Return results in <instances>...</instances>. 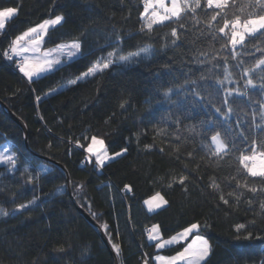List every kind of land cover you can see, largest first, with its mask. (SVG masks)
I'll use <instances>...</instances> for the list:
<instances>
[{
    "label": "trees",
    "instance_id": "16d2710c",
    "mask_svg": "<svg viewBox=\"0 0 264 264\" xmlns=\"http://www.w3.org/2000/svg\"><path fill=\"white\" fill-rule=\"evenodd\" d=\"M6 6H19L20 11L5 32L0 33V54L28 27L63 14L65 22L50 29L45 47L71 40L86 30V36L81 37L83 49L86 53L91 50L92 55L78 58L32 84L0 56V101L25 124L29 145V149L26 148L22 128L0 109V145L13 147L18 169L10 172L9 165H0V207L9 212L8 216H0V264H113L96 231L76 210L63 172L56 164L33 153L65 167L72 179L73 198L92 217V213L97 214L98 219L93 218L98 224L107 223L112 243L120 245V264H142L140 246L148 254L157 253L154 243L146 242L145 227L160 225L162 237L169 238L188 222L195 221L212 225L201 229L213 249L207 264H261L264 261V252L261 251L264 241L233 239L235 223L255 219V227L264 228L258 204L254 205V212L244 202L252 194L245 191L238 209L223 205L217 209L218 194L208 187L210 180L216 179L225 193L231 190L225 182L236 174L240 152L219 162L210 161L202 145L204 136L191 138L184 127L216 118L211 107L198 106L191 110V118L183 120L180 127L182 139L179 142L172 139L168 143L169 137L156 134L158 128H164L168 133L177 131L170 121L159 123L175 112L164 100L163 88L171 87L176 91L185 80L195 79L207 95L203 88L205 81L199 79L202 74H207V70L193 63L196 49L207 48V40L202 38L199 43H193L195 34L189 33L186 39L182 36L179 47L161 50L165 34L176 25L166 22L165 26H154L152 39L140 34L144 0H0V7ZM185 22L191 27L190 19ZM117 35L127 38L125 52L133 50V45L150 43L156 54L151 59L126 67L113 66L106 73L78 86L59 90L42 102L35 100L37 95L43 97L50 89H58V85L66 84L68 79L86 70L88 61L106 55L112 50L109 41ZM257 42L250 39L249 47ZM219 46L215 45L216 48ZM245 59L252 62L250 57ZM214 79L207 83L213 84ZM250 95L259 99V89L250 90ZM179 98L177 95L172 97L173 100ZM122 100L127 101L126 110L119 108ZM146 100L150 103H145ZM233 107L242 118L245 112H250L247 98L237 100ZM112 113L116 114L115 117L105 124L104 120ZM236 118L233 115V122ZM92 135L105 140L110 154L122 147H128L129 151L125 156L106 163L102 172H97L87 162L83 149L75 145V140L80 139L86 147ZM85 136L89 137L88 141ZM236 143L240 150L247 147L239 138ZM146 144L155 147L146 150ZM177 146L180 147V160L172 151ZM160 147L165 148L163 153L159 151ZM188 151H193V157L187 156ZM37 164L50 171L42 175L39 182L26 183L28 173L23 172L24 167L31 170ZM181 174H190L187 192L175 184L169 189L167 185L172 177ZM32 175L36 173L32 172ZM248 181L257 186L260 184L259 178L249 177ZM125 184L131 186V192L122 191ZM120 191L125 193V199ZM156 192L165 195L169 206L147 214L144 201ZM34 197L38 198L35 205L11 214L17 204ZM226 211L228 215H225ZM185 245L183 242L159 253L173 255ZM60 246L65 248L64 252L57 251ZM85 247L88 252L82 256Z\"/></svg>",
    "mask_w": 264,
    "mask_h": 264
},
{
    "label": "snow or ice",
    "instance_id": "6c2138e0",
    "mask_svg": "<svg viewBox=\"0 0 264 264\" xmlns=\"http://www.w3.org/2000/svg\"><path fill=\"white\" fill-rule=\"evenodd\" d=\"M19 11V6L0 7V33L5 32L9 22L18 15ZM140 19L139 33L146 35L149 39L153 38L154 26H165L166 22L176 25L171 28L169 34H165L161 50L166 51L170 46L179 47L182 36L186 39L189 33L195 34L193 43H199L202 38L208 43L207 48H197L193 58L194 64L207 70V74H202L199 78L205 81L203 88L207 95L201 91V85L195 79L185 80L184 85L176 91L171 87L163 88L161 94L164 100L172 105L175 112L170 113L168 118L162 119L159 123L167 124L170 121L176 126L177 131L168 133L164 128H158L156 134L169 137L168 143H171L172 139L177 142L181 141L180 127L183 120L191 118V110L198 106H210L216 118L200 120L198 123L184 127L191 138L204 136L202 145L206 149L205 156L210 161L219 162L237 151L240 152L237 157L236 174L225 182V186L231 190L225 193L216 179H211L209 182L208 187L218 194L217 209L221 205L225 208L238 209L246 191L252 194L244 201L248 209L255 212L254 205L258 204L260 215L264 219V0H144ZM188 19L191 20V27L185 22ZM62 22H65V16L57 14L28 27L10 41L0 56L12 62L22 74V78H26L27 82L32 84L39 79L47 78L51 73L60 71L61 68L68 66L70 62L78 58L85 59L86 55H92L91 50L86 53L83 49L81 37L86 36V30L71 40L55 43L50 48L45 47L48 43L47 38H50V29L58 25L62 26ZM130 36L131 34L129 38ZM250 39L259 42L249 47ZM126 44L127 38L117 35L114 40L109 41L111 51L88 61L86 70L68 79L59 90L68 86H78L82 82L89 81L90 78L106 73L113 66L126 67L144 59H151L156 54L155 47L150 43L133 45L131 46L133 50L125 52ZM216 44L220 45L219 48L215 47ZM257 53L259 56L256 55ZM245 57H250L252 62L249 63ZM229 61L235 63L230 64ZM213 77H215L214 83L209 85L207 81ZM157 79H159V74H157ZM256 89L260 91L259 99L250 95V90ZM59 90L50 89L43 97L37 95L35 100L42 102ZM173 95L181 98L173 100ZM241 98H247L250 109V112L244 113V118L236 113L233 107V104ZM145 103H150V101L146 100ZM126 107L127 101L122 100L119 108L126 110ZM115 115L112 113L104 120V123H110ZM172 115H175L174 120ZM233 115L237 117L235 122L232 120ZM208 133L211 135L208 136ZM237 138L247 147L240 150L236 143ZM84 139L88 141L89 137L85 136ZM75 145L87 153L86 160L94 168H102L107 162L123 157L129 151L128 147H122L119 151L109 155L105 140L96 135L90 137V142L86 147L80 139L75 140ZM153 147L155 145H144L146 150ZM159 151L163 153L165 148L160 147ZM172 151L177 153L176 159L180 160V147L177 146ZM193 155V151H188V157H193ZM0 163L9 165L10 172L18 170L17 157L9 153L7 148L0 149ZM49 171L50 169L39 164L31 170L28 167L23 169L24 173H28L26 179L28 184L39 182L42 175ZM32 172L36 175H32ZM189 177L190 174L173 176L167 187L171 189L175 184L187 192ZM249 177L259 178V186L250 184ZM124 190L131 192L132 188L125 184L122 191ZM37 199L34 197L26 203L17 204L15 211L11 214L15 215L35 205ZM144 203L148 205V210L151 212L166 209L170 202L161 192H156ZM228 214L226 211L225 215ZM8 215V210L0 207V216ZM92 215L98 219L96 213ZM256 223L255 219L247 223H235L233 239L264 241V228L257 229ZM100 227L108 236L113 251L116 255H120V245L112 243L107 223L101 224ZM210 227L212 225L206 221L204 223L188 222L187 226L176 234L163 238L161 226L154 224L148 230L147 239L154 243L157 254H145L142 257V264H207L213 249L206 236L201 234V229ZM189 238H191L190 242L175 254H158L160 250L189 241ZM57 251L64 252L65 248L60 246ZM87 252L88 249L85 247L81 255L86 256ZM261 264H264V261Z\"/></svg>",
    "mask_w": 264,
    "mask_h": 264
},
{
    "label": "water",
    "instance_id": "95a60500",
    "mask_svg": "<svg viewBox=\"0 0 264 264\" xmlns=\"http://www.w3.org/2000/svg\"><path fill=\"white\" fill-rule=\"evenodd\" d=\"M0 109L6 114V116H8L12 121H14L16 124H18L22 128V130H23V132L25 134V145H26V148L29 149V145H28V131L26 129L25 124L22 122V120L16 114H14L11 110H9L8 107L2 101H0ZM33 154L35 156H37L38 158L44 160V161L56 164L59 167V169L63 172V174H64V176L66 178L68 194L71 197V199L73 200L77 210L79 211L80 214H82L91 223V225H93L98 230L103 242L107 246L112 258L114 259L115 264H118V259H117L116 253L113 251L108 239L105 237L103 232L98 228V224L94 221V219L91 218V216L88 213H86L75 202V199L73 198V192H72V179H71L69 173L67 172V170L65 169V167L62 164H59V163H57L56 161H54L52 159H49V158L44 157V156H40V155L35 154V153H33Z\"/></svg>",
    "mask_w": 264,
    "mask_h": 264
},
{
    "label": "bare ground",
    "instance_id": "6f19581e",
    "mask_svg": "<svg viewBox=\"0 0 264 264\" xmlns=\"http://www.w3.org/2000/svg\"><path fill=\"white\" fill-rule=\"evenodd\" d=\"M5 62L9 65V66H12V67H14L15 65L12 63V62H8V61H6L5 60ZM209 82H211V81H209ZM61 86V85H60ZM60 86L58 85L57 86V88H60ZM65 88H67V87H65ZM65 88H63V89H65ZM86 154V156H87V153H85ZM108 163V162H107ZM95 170L97 171V172H102V170H103V167L102 168H95ZM120 194H121V196L125 199V193L124 192H122V191H120ZM75 202L78 204V206H80V204L75 200ZM125 202H126V204H127V201L125 200ZM73 204H74V202H73ZM74 206H75V204H74ZM81 207V206H80ZM75 208H76V206H75ZM82 208V207H81ZM83 209V208H82ZM76 210H77V208H76ZM84 210V209H83ZM162 210V209H161ZM161 210H157L156 212H158V211H161ZM78 211V210H77ZM85 211V210H84ZM144 211L147 213V214H152L149 210H148V207H145V203H144ZM86 212V211H85ZM78 213H79V211H78ZM86 213H88V212H86ZM80 214V213H79ZM89 214V213H88ZM82 215V214H81ZM90 215V214H89ZM83 216V215H82ZM91 216V215H90ZM84 217V216H83ZM85 218V217H84ZM91 218L92 219H94L92 216H91ZM86 219V218H85ZM86 221L91 225V223L86 219ZM94 221L96 222V220L94 219ZM97 224H98V222H96ZM92 226V228L96 231V233L98 234V236L100 237V239H101V241L103 242V240H102V238H101V236H100V234H99V232H98V230L93 226V225H91ZM152 227V226H151ZM150 226H147V227H145L144 229H143V232H144V234H145V236H146V242L147 243H149V244H152L148 239H147V236H148V230L151 228ZM98 228L103 232V234L105 235V231L103 230V229H101V227H100V224H98ZM105 237L107 238V235H105ZM207 238V237H206ZM108 239V238H107ZM208 239V238H207ZM209 240V239H208ZM108 241H109V239H108ZM210 241V240H209ZM104 243V242H103ZM104 245H105V243H104ZM111 245V244H110ZM105 247H106V249L108 250V248H107V246L105 245ZM261 251H263L264 252V245L261 247ZM108 252H109V250H108ZM140 252H141V255L142 256H144L145 254H148L147 252H146V250H145V248L143 247V246H140ZM109 254H110V252H109ZM111 255V254H110ZM152 255H155V253L154 254H152ZM117 256V259H118V264H120V261H119V258H118V255H116ZM111 258H112V256H111ZM209 259V258H208ZM112 261H113V264H115V262H114V259L112 258Z\"/></svg>",
    "mask_w": 264,
    "mask_h": 264
},
{
    "label": "rangeland",
    "instance_id": "374dc122",
    "mask_svg": "<svg viewBox=\"0 0 264 264\" xmlns=\"http://www.w3.org/2000/svg\"><path fill=\"white\" fill-rule=\"evenodd\" d=\"M228 86H230V85H228ZM60 88H58V90H59ZM106 147V146H105ZM3 148H7L8 149V152L9 153H11V154H14L15 155V152H14V150H13V147L10 145V144H4V145H0V149H3ZM103 150V149H102ZM109 155H112V154H110L109 153ZM116 159V158H115ZM0 165H7V164H5V163H0ZM190 239L191 238H189V241H185L186 242V244L188 243V242H190ZM210 242V241H209ZM211 243V242H210ZM186 246V245H185ZM157 254V253H156ZM158 254H163V253H158ZM164 255V254H163Z\"/></svg>",
    "mask_w": 264,
    "mask_h": 264
},
{
    "label": "crops",
    "instance_id": "0c3cea01",
    "mask_svg": "<svg viewBox=\"0 0 264 264\" xmlns=\"http://www.w3.org/2000/svg\"><path fill=\"white\" fill-rule=\"evenodd\" d=\"M145 207H148V205L145 204ZM157 210L151 211V213L156 212ZM151 242V241H150ZM153 244V242H151ZM183 243V242H182ZM176 246V245H175ZM173 247V246H172ZM169 248V247H168ZM161 251V250H160Z\"/></svg>",
    "mask_w": 264,
    "mask_h": 264
},
{
    "label": "built area",
    "instance_id": "2783aa9c",
    "mask_svg": "<svg viewBox=\"0 0 264 264\" xmlns=\"http://www.w3.org/2000/svg\"><path fill=\"white\" fill-rule=\"evenodd\" d=\"M14 68L18 71V69L14 66Z\"/></svg>",
    "mask_w": 264,
    "mask_h": 264
}]
</instances>
